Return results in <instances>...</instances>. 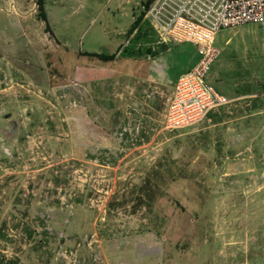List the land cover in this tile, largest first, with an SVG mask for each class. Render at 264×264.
I'll return each mask as SVG.
<instances>
[{"label":"rangeland","instance_id":"1","mask_svg":"<svg viewBox=\"0 0 264 264\" xmlns=\"http://www.w3.org/2000/svg\"><path fill=\"white\" fill-rule=\"evenodd\" d=\"M38 1L0 0V264H264V26L217 36L231 102L169 130L194 50L148 0Z\"/></svg>","mask_w":264,"mask_h":264},{"label":"built area","instance_id":"2","mask_svg":"<svg viewBox=\"0 0 264 264\" xmlns=\"http://www.w3.org/2000/svg\"><path fill=\"white\" fill-rule=\"evenodd\" d=\"M146 18L163 42L186 43L195 64L177 79L165 113L166 129L191 127L229 104L207 77L222 54L216 38L246 24L264 26V0H152Z\"/></svg>","mask_w":264,"mask_h":264},{"label":"trees","instance_id":"3","mask_svg":"<svg viewBox=\"0 0 264 264\" xmlns=\"http://www.w3.org/2000/svg\"><path fill=\"white\" fill-rule=\"evenodd\" d=\"M151 2H152V0H148V1H147V9L149 8ZM38 5H39V9H40V14L42 15V16H41V17H42V20L47 22V15H46V13L44 12V1H43V0H39V1H38ZM143 16H144V15H143ZM143 16H142V18H143ZM142 18H140V20H138L137 23L141 22V21H142ZM48 29H49V31L51 30V29H50V26H48ZM136 29H138V28L135 27V28L132 30V33H133V31L136 30ZM163 47H164V49H167V48H168V44H164ZM147 52H148V54H151V55H154V56H155V55H158V54H154V53L152 52L151 49H149ZM136 54H137V51H135V47H133V45H128V46H126V47L123 49V51H122V55L125 56V57H131V56H134V55H136ZM92 55L97 56V54H92ZM99 56H100V55H99ZM114 57H115V56H112V55H111V56H102V59L105 60V61H111V60L114 59Z\"/></svg>","mask_w":264,"mask_h":264},{"label":"crops","instance_id":"4","mask_svg":"<svg viewBox=\"0 0 264 264\" xmlns=\"http://www.w3.org/2000/svg\"><path fill=\"white\" fill-rule=\"evenodd\" d=\"M221 33V32H220ZM220 33L218 35H220ZM228 40V39H227ZM225 42V45H228L230 43V40H228ZM216 42H217V38H216ZM192 47V46H191ZM219 47V46H218ZM221 48V47H220ZM194 50V48H192ZM222 49V48H221ZM223 51V50H222ZM194 57H195V60H196V53H195V50H194Z\"/></svg>","mask_w":264,"mask_h":264}]
</instances>
